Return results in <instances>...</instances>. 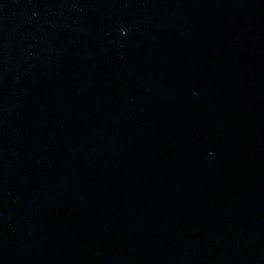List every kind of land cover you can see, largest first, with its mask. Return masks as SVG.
Wrapping results in <instances>:
<instances>
[{
	"label": "water",
	"instance_id": "1",
	"mask_svg": "<svg viewBox=\"0 0 264 264\" xmlns=\"http://www.w3.org/2000/svg\"><path fill=\"white\" fill-rule=\"evenodd\" d=\"M0 264H264V0H0Z\"/></svg>",
	"mask_w": 264,
	"mask_h": 264
}]
</instances>
